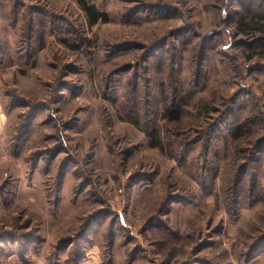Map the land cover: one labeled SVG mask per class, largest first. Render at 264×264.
<instances>
[{"label":"rangeland","instance_id":"rangeland-1","mask_svg":"<svg viewBox=\"0 0 264 264\" xmlns=\"http://www.w3.org/2000/svg\"><path fill=\"white\" fill-rule=\"evenodd\" d=\"M0 264H264V0H0Z\"/></svg>","mask_w":264,"mask_h":264},{"label":"trees","instance_id":"trees-1","mask_svg":"<svg viewBox=\"0 0 264 264\" xmlns=\"http://www.w3.org/2000/svg\"><path fill=\"white\" fill-rule=\"evenodd\" d=\"M82 7L85 9L87 14H89L92 17V19L90 21L91 23L95 22L99 18V16L101 15V13L99 11L95 10L92 5H83ZM166 111L170 114L173 113V110L170 108H167ZM178 112H179V109H177L174 113H178ZM237 127L240 128V126H237Z\"/></svg>","mask_w":264,"mask_h":264}]
</instances>
